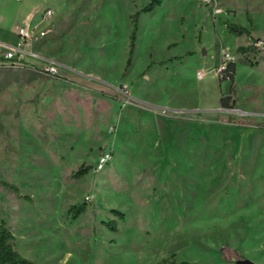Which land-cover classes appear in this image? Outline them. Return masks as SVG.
Listing matches in <instances>:
<instances>
[{"label":"rangeland","instance_id":"obj_1","mask_svg":"<svg viewBox=\"0 0 264 264\" xmlns=\"http://www.w3.org/2000/svg\"><path fill=\"white\" fill-rule=\"evenodd\" d=\"M32 1L45 35L28 48L58 72L0 67V217L14 249L34 264H264V53L251 38L236 51L245 35L211 21L264 38V0H221L220 17L198 0L137 17L149 0ZM224 52L233 84L216 72Z\"/></svg>","mask_w":264,"mask_h":264},{"label":"trees","instance_id":"obj_2","mask_svg":"<svg viewBox=\"0 0 264 264\" xmlns=\"http://www.w3.org/2000/svg\"><path fill=\"white\" fill-rule=\"evenodd\" d=\"M162 1L163 0H149V2L145 6H143L140 10H138L135 13V17H137L140 13H143V12L148 13V12L153 11L155 9V7H157L158 5H160L162 3ZM248 22L251 23L250 19H248ZM132 25H133V29H132L130 37H129L130 53H132V51L134 49V42H135V38H136L135 19H133ZM224 25H225V29L230 34H234L237 36L245 34L247 36H251V31L247 27H245L239 23L225 21ZM251 39L253 40V42L258 40L256 38H252V37H251ZM252 48H253V46H251V45L239 46L237 48V51L238 52H246ZM127 63L129 65V63H130L129 59H128ZM163 63H164L163 61L159 62V64H163ZM235 67H236L235 62H232V61L228 62L226 64V68L224 70H222L221 76H219V80L220 81L230 80L233 84L234 77H235ZM227 100H228L227 97L220 98L221 105L225 106V107L228 106ZM90 169H91L90 165H83L82 164L76 170L71 172L70 178L71 179L81 178L82 176L87 174ZM1 183L3 185H5L6 187H8L10 189V191H14L16 193L19 192V187L16 184L9 183V182H1ZM21 197L26 201H31L30 197L26 194L21 195ZM84 210H85V203L72 204V205H70V207L68 209L69 212H72L73 218H76L77 216H79L81 213L84 212ZM111 213L119 219H123V217H124L123 212L116 210V209H112ZM103 223H105L107 225V227L110 228L111 230H113V231L117 230L116 220H109V221L103 222ZM13 239H14V235L12 234L11 230L6 226L5 221L0 217V264H34L30 259L24 257L23 255H21L18 251H16L14 249L13 244H12Z\"/></svg>","mask_w":264,"mask_h":264},{"label":"built area","instance_id":"obj_3","mask_svg":"<svg viewBox=\"0 0 264 264\" xmlns=\"http://www.w3.org/2000/svg\"><path fill=\"white\" fill-rule=\"evenodd\" d=\"M221 0H198V2L203 6H211L213 7V14L219 15L224 14L226 12L222 6H220L219 2ZM53 12L51 9H45L42 14V20L46 18H50ZM34 27L31 25V20L29 18L24 19L21 24L17 28V40L14 44H3L4 51L0 56V67H12V66H20L25 64V62L37 61L44 62V66L40 69L48 76L56 77V73L58 72L56 66L48 63L43 60L38 54L33 53L29 50V44L35 39L43 37L45 35V31H39L34 33ZM256 49L263 50L264 52V40L258 39L252 44ZM222 59L219 63L216 72L218 76H221L222 70L226 68V64L231 62L233 57L229 52H224L221 55ZM198 77L201 78L203 74L201 72L197 73ZM112 130V128L110 129ZM113 152L111 149L107 148L101 151L95 160L93 165V171L99 172L104 169L112 160ZM89 199V196L86 198Z\"/></svg>","mask_w":264,"mask_h":264},{"label":"crops","instance_id":"obj_4","mask_svg":"<svg viewBox=\"0 0 264 264\" xmlns=\"http://www.w3.org/2000/svg\"><path fill=\"white\" fill-rule=\"evenodd\" d=\"M36 8H37V5H35V3H33L32 0H0V56L2 55V53L4 51L3 44H14L16 42V40H17V28L24 19L30 17L31 18L30 20H32L33 22L38 23L40 21V18L38 16V12L37 11L35 12ZM224 9L226 10V12L224 14H219V15L213 14V15L217 16V17L223 16V15L228 16V15H226L228 13V9L225 7H224ZM211 21L213 22V26H215L214 21H217V22L221 23V26L223 28H225V25H224L225 21L221 22L222 20H219L218 18L217 19L212 18ZM226 21H228V20H226ZM234 23H238V22H234ZM239 24H241V23H239ZM241 25H243V24H241ZM249 25L251 26L252 24L249 23ZM243 26H245V25H243ZM245 27H247V26H245ZM248 29L251 31V36H247V35L243 34V35H245L244 41L241 42L239 40V37H234L235 39L238 40V43L235 44V46H234L236 51H237V48L239 46H248L247 38L252 37V38L264 40V38L261 35L253 33V26H252V30L250 28H248ZM241 36L242 35H240V37ZM199 48H200V46L198 47V49ZM210 49L211 48H209V49L207 48V49H205V51L207 50V52H209ZM233 60L234 59H232V62H233ZM262 114H264V113H262ZM112 160H113V158H112ZM112 160H111V162H112ZM109 165L110 164H108L107 166H109Z\"/></svg>","mask_w":264,"mask_h":264},{"label":"water","instance_id":"obj_5","mask_svg":"<svg viewBox=\"0 0 264 264\" xmlns=\"http://www.w3.org/2000/svg\"><path fill=\"white\" fill-rule=\"evenodd\" d=\"M233 261H234V264H257L248 258H237V259H234Z\"/></svg>","mask_w":264,"mask_h":264}]
</instances>
